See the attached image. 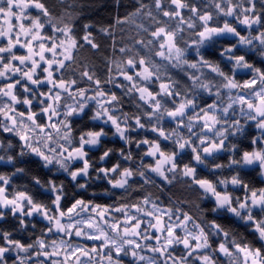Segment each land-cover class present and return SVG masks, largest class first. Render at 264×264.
<instances>
[{"label": "snow or ice", "instance_id": "6c2138e0", "mask_svg": "<svg viewBox=\"0 0 264 264\" xmlns=\"http://www.w3.org/2000/svg\"><path fill=\"white\" fill-rule=\"evenodd\" d=\"M165 2L166 0H154L155 8L165 17H180L176 30H169L165 26H160L150 32L151 40L147 42L143 39L137 40L132 48L120 47L119 52L125 54L126 59L118 65L115 75L109 69L108 77L101 80L96 77L95 73H89L85 70L81 76L87 77L95 87L90 85L88 88H75L73 90L77 84L76 80H65L63 75H56L61 69L71 67V64L66 65V61H74L70 48H77L78 41L72 32L71 25L64 24L63 27H60L52 24L50 12L41 0H0V19L8 24L7 30L0 26V38L7 41L0 43V78L5 81L0 84V115L10 121L8 124H0V127L6 132L18 135L19 139L23 141V147L36 155L43 162V167L58 166V170L66 173L71 181L75 182L77 188L85 189L87 184L81 183L78 177L89 176V169L96 163L91 159L90 152L102 145V138L106 137L108 133L100 128L99 130H82L78 136H74V121L70 117L85 114L89 102L94 101V114L90 119L100 121L105 125L110 123L115 129L114 135H118L125 144L133 143L132 137L128 133L140 129L150 130L157 137L135 141L137 149L147 146L143 151V156L150 157L154 161V163H144L142 160L141 164L145 170L121 167L119 162L111 167H98L96 169L98 173L103 174V178L112 188L127 191V188L131 187L129 178L134 175L139 176L143 184L155 183V180L146 174L147 172L156 174L167 185L174 186L175 182L180 181L187 184L189 188L194 185L198 186L203 191L204 198H207L208 194L214 198L213 212L225 209L228 213L245 222L259 241H264V188H250L239 173L230 178H219L217 184L198 176L196 167L191 163L181 165L177 159L186 150H190L192 160L198 165L207 167L206 157L214 156L215 153L221 151L235 152L236 145L233 144L231 148H227L225 141L229 136L243 133L245 125L241 124L239 119H232L230 110L234 115L236 111L233 107L234 104L240 105L239 111L245 121H254L258 129L264 130V73H261L258 78L259 90L244 92L243 95L238 94L233 97L232 89H239L240 91L254 89L257 78L253 77L251 80L241 83L234 79V71L233 75L225 73L218 64L207 60L199 51L206 42H212L215 37L224 34L238 37V43L241 45L252 44L253 39L259 40L260 44L264 45V32L256 37H244L228 21H225L222 27L218 24H212L210 23L213 20L211 13H201L197 7L192 6L190 11L195 15V19L201 22L202 30L196 33L199 39L194 41L197 56L200 59L196 63H191L185 59L187 49L179 47L176 41L177 32L183 31L181 27L183 24L186 23L190 29L196 26L191 17L186 21L181 15V10L189 8V5L185 0H170L169 7L165 8ZM228 3L230 4L231 0H228ZM29 4L39 9L43 16L49 17V20L43 21L41 16L33 17L30 13L25 12L24 9ZM171 5H174L175 8H172ZM143 7L145 6L141 4L137 13L141 12ZM215 7L225 16L234 14L232 7L224 9L219 3L215 4ZM245 11L254 13L255 6L245 9ZM148 15H151V12ZM22 19L28 20L29 23L25 25L24 23L16 24L13 22V20L21 21ZM237 19L240 23L251 27L252 24L259 23L261 18L260 16L252 18L244 15L242 19L237 16ZM120 22L117 18V23ZM46 24H50L53 30L60 35L52 36L42 33L41 30ZM88 27L89 25L86 24L85 28ZM21 36L25 37L23 41ZM90 36V33L85 32L83 40L93 49L98 48ZM33 41H38V43L33 45ZM184 43L187 44L188 42L185 41ZM66 44L69 47H65ZM136 44L140 48H135ZM17 46L20 49H27V53L14 51ZM234 47L224 48L220 53L227 60L234 61L233 70L244 68L258 72V69L247 62L244 55L236 54ZM133 49H135L134 54L127 55L133 52ZM140 49H148L150 54L159 56L169 63L174 60L175 63H172V67L186 65L197 72H200L202 68L210 69L211 72L216 73L221 78L219 82L213 80L205 82L201 79L202 72L200 75L186 72L185 75H188V78L194 82V87L202 88L210 96H215L218 99L221 98L222 89H228L229 102L226 106L216 102L207 104L206 107L197 105L194 98H188L179 90L177 87L179 81L173 80L171 77H168L167 80L161 79V68L166 70L167 65L157 64L149 56L142 55ZM14 61H19V64H14ZM13 76L16 78L13 79ZM120 76L128 82L127 85L117 82ZM157 82L160 91L150 90L149 86L155 85ZM104 84H113L117 88H122L126 94L138 93L139 100L152 110L151 112L144 111L143 116L147 117L148 120L155 118V126L149 127L142 122L140 115L133 114L130 116L128 113L116 115L119 110L120 97L102 87ZM21 90L27 95L22 96ZM89 91L93 95H88ZM65 93L67 96L64 95ZM37 94L43 97L39 101L44 105L40 112L33 110V101L30 98ZM161 96L169 97L174 107H168L166 103L158 99ZM178 96L181 98L179 103L175 99ZM4 97H7L8 100H4ZM69 98H71L72 103L67 102ZM62 99L65 101L63 105L60 103ZM16 104L27 106L26 111L17 110ZM42 114L47 116V123L38 119ZM165 116L171 119L176 125L175 128L166 129L162 126L161 121ZM180 128L187 129L191 135H182L179 132ZM194 129L197 130L193 131ZM162 141H170L174 145V149L165 150L162 147ZM251 143L253 145L264 144V131L261 132V136L253 138ZM112 153L113 149H104L98 158L99 162H106ZM23 154L22 151L21 155ZM120 155L126 161L132 158V153L125 154L123 149L120 150ZM3 159L4 157H0V160ZM7 159L9 162L12 161L11 156ZM77 162L79 163L77 164ZM257 163L260 169H264V147L243 151L239 159H232L231 161V165L238 167L252 166ZM73 164H77V166L73 167ZM223 167L220 164L215 165L216 169ZM16 172L22 173L24 169L18 167ZM33 179L36 185L45 188L39 179L35 177ZM9 184L10 177L0 175V209L7 210H0V220H3L9 212L13 216L18 213L22 217L39 215L49 222V232L55 230V232L63 233L65 236L75 235L87 240L101 241L100 248H109L103 256L110 264H121L119 259H114L113 252L115 257H120L123 254L124 256L131 255L133 258L138 257L140 261L145 259V257L138 255L136 249L140 248L141 245L133 237L144 240L156 239L158 242L160 240L159 236H150L147 229L141 228L143 221L139 216L131 213L132 207L136 209L137 213L152 217V220L148 221V228L164 233L165 243H158L157 247L150 248L152 252L160 253L163 257V264H168L170 260L172 264H178L176 257L172 255L171 251H168V248L181 244L186 252L180 256L179 264H189V257H192L198 264H220L216 259L217 253L226 257L228 264H264V244L255 248L247 243H238L235 239L229 240L231 233L216 222H211L206 231L189 213L182 212L180 209H176V211L182 212V218L181 215H177L175 220H173V212L161 210L155 204H153L154 211H148L142 206V204L150 203L147 198L135 205H122L110 209L82 198H74L70 206L65 207L61 204L65 198L63 185H57L50 180L45 191L54 194V199L51 202L54 207H52L36 200L31 193L26 191L9 192ZM229 184L244 190L243 199L233 197L232 193L227 190ZM219 185L224 186L223 191L218 190ZM254 209H259L258 215L254 214ZM111 212H121L123 220L112 216ZM156 213L160 214L157 215ZM165 215H167V220H163ZM19 223L22 226H27L24 219H21ZM176 228L181 229L184 234L181 236L175 232ZM209 235H222L224 239L218 242L216 248H213L209 243ZM0 242H2L0 243V264H6V253L12 250H17L18 253H29V250L36 245L43 249L42 252L37 253L38 256L59 255L55 249L53 252L47 251L48 245L45 239H38L35 244L25 245L19 240L13 239L10 232L0 231ZM52 243L55 244L56 241H52ZM59 243L62 248L66 246L65 241ZM67 247H70L71 251H65L66 257L76 256L77 252L89 257L93 253L101 255L97 247L91 249L79 246ZM17 258L19 264H24V258L19 257V255ZM51 264H63V262L52 260ZM77 264H89V262H81L77 257ZM148 264H153V261L149 259Z\"/></svg>", "mask_w": 264, "mask_h": 264}, {"label": "trees", "instance_id": "16d2710c", "mask_svg": "<svg viewBox=\"0 0 264 264\" xmlns=\"http://www.w3.org/2000/svg\"><path fill=\"white\" fill-rule=\"evenodd\" d=\"M48 8L52 24L63 27L64 24H70L72 27V32L78 41L77 48H70V51L74 57V61H66L67 64H71L70 68L61 69L56 75H63L65 80L74 79L77 81L75 88H88L95 87L94 84L87 79V77L81 76V73L87 70L89 73H95L96 77L101 80H105L109 75V69L112 70V74H116L118 65L126 59L125 54L119 52L120 47L132 48L137 40L143 39L145 42L151 40V31H154L157 27L165 26L169 30H176V25L180 20V17L170 18L165 17L160 13L154 5V0H41ZM189 5V8L181 10V15L187 21L189 17L192 18L194 28H188L187 24H183L181 27L183 31L177 32L176 41L179 47L186 48L185 59L191 63H196L200 57L197 56L196 45L194 41L198 40L199 37L196 35L197 32L201 31V22L195 19V15L190 11V7L195 6L199 12L211 13L213 20L210 22L212 24H218L223 26L225 21L231 23L236 30L244 37H256L259 36L261 32H264V0H185ZM219 3L221 8L227 9L228 7L233 8V15L225 16L221 11H219L215 4ZM141 4L143 7L142 11L137 13L140 9ZM170 5V0H166L164 7L167 8ZM255 6V12L245 11V9H250ZM175 8L174 5H171ZM19 11V10H17ZM25 12L30 13L33 17L41 16L43 21H48L49 17L43 16L39 9H36L33 5L24 9ZM151 12V15L148 13ZM244 15L255 18V16H260V22L252 24L248 27L239 22L237 16L241 19ZM155 17V19H153ZM117 18L121 21L117 23ZM13 19V18H12ZM14 23L19 24L20 22L14 21ZM159 22V23H158ZM25 25L29 23L28 20H23ZM89 25L85 28V25ZM18 30V29H14ZM42 33L50 34L52 36H59L60 34L53 30L50 24H46L44 29L41 30ZM85 32L91 34L90 38L98 45V48L93 49L91 45L87 44L83 40ZM3 39V38H2ZM25 37L21 36L23 41ZM188 43L185 44L184 42ZM5 39L0 40V43H6ZM38 41H35V45ZM82 45V47H80ZM69 47V45H65ZM234 47V51L237 55H244L248 63L258 69V72H253L249 70V74H234V78L237 81L243 83L247 81L248 78H257V84L254 86L259 89V75L264 73V45H261L259 40L253 39L252 44L241 47L238 43V37L235 38L230 34L221 35L215 37L212 42H206L203 47L199 49L200 53L207 60L212 61L219 65L222 71L233 75V63L234 61H229L226 57L220 55L221 51L227 47ZM151 47V46H149ZM135 48H140L138 44ZM20 53H27V49H17ZM133 52L127 55L134 54ZM142 55L149 56L151 60L160 65H167L166 70L161 68V79L167 80L171 77L173 80L179 81L177 87L179 90L186 95L188 98H194L195 103L201 107H206L207 104L216 102L217 104L226 106L229 102L228 95L225 89H222L221 98L218 99L215 96H210L207 91L202 88L194 87L193 81L188 78L189 74L200 75L202 80L207 82L208 80H213L219 82L221 78L216 75V73L211 72L208 68H202L200 72L195 69H190L186 65L179 67H172V63L163 60L159 56L150 54L148 49H140ZM50 55V54H48ZM38 59V57H35ZM14 64H19V61H14ZM55 67V65H54ZM46 76V74H44ZM16 77L13 76V79ZM5 81L0 78V84ZM117 82L127 85L128 82L123 80V77H118ZM50 87V86H46ZM106 90L111 93H115L120 97V102L118 105V111L116 115L121 113H128L130 116L133 114L140 115L142 122L146 123L149 127L155 126V118L148 120L147 117L143 116L144 111L151 112L152 110L148 108L143 101L139 100L138 93L126 94L125 90L122 88H117L113 84L102 85ZM150 90L154 92H159L158 82L155 85H150ZM248 92L252 91L247 89ZM238 92H242L238 90ZM243 90V94H244ZM21 94L23 93L21 90ZM67 96V94H64ZM88 95H93L91 91ZM237 93H233L232 96L235 97ZM33 101V110L40 112L43 108V104L39 103L43 97L36 96L30 97ZM168 107H174L171 104L170 98L167 96L158 97ZM179 103L181 98L175 97ZM4 100H8L4 97ZM51 103V101H48ZM68 103H72L71 98L67 100ZM61 105L65 103L62 99L60 101ZM116 103V102H112ZM140 105V107H137ZM16 109L19 111H26V107L23 104H16ZM95 102L90 101L89 107L86 108L85 114L81 116L70 117L74 121V136H78L82 130L95 129L99 130L103 128L108 135L102 138V145L97 146L90 152V157L96 163L92 168L89 169L88 177H78L81 183H86L87 187L85 189H79L75 186V182L71 181V178L64 173L62 170H58V166H49L48 168L43 167V162L34 155L29 149L23 147V141L19 139V136L12 133L6 132L0 127V157H4L0 160V175H7L10 177V184L8 186V191H26L31 193L32 196L45 204L52 207V200L54 199V194L45 191L48 187V181H53L57 185L62 184L65 189V198L61 201V204L65 207L70 206L74 198H82L90 201L93 204H98L105 206L106 208L120 207L122 205H135L138 202H142L147 198L150 203L143 205L148 211H153V204L157 205L161 210L171 211L174 213L173 219L177 215H181L182 212L189 213L197 223L201 224L208 230L211 222H216L223 226L226 230L231 233L229 240L235 239L238 243H247L252 247L259 248L264 241H259L255 234L248 228L245 222L239 220L231 213H228L225 209H220L213 212L212 209L215 207V201H213L209 196L204 198L203 191L199 189L198 186H192L189 188L187 184L177 181L175 185L165 184L156 174L147 172L146 174L155 180L153 184H143L139 176L134 175L129 178V185L131 187L125 189L112 188L107 180L103 178L102 173L97 172L98 167H111L115 163L119 162L121 167H129L131 169L145 170L142 167L141 161L144 163H154L152 158L143 156V151L147 146H142V148L137 149L135 146V141L143 138L154 139L157 138L155 133L150 130L140 129L135 132H129L128 135L132 137V144H125L124 141L120 140L118 135H114L115 129L110 125L102 124L100 121H92L90 117L94 114ZM7 112V110L5 109ZM11 114V113H9ZM38 119L43 120L47 123V116L42 114ZM8 121L3 115H0V124H8ZM131 123V121H130ZM161 124L166 129L175 128L176 125L167 116L161 121ZM244 124V120L241 121ZM194 129L193 131H196ZM179 132L182 135H191L187 132V129L180 128ZM258 135L255 130V125L251 124L244 127L243 133H237L234 136H229L225 141V146L231 148V145H236V151H223V153H215L214 156L206 157L207 167L204 165H198L191 158L190 150H186L184 153L178 157V161L183 165L184 163H191L197 169V175L200 177L207 178L218 184L219 178H230L232 175L239 173L241 178L245 183L249 185L250 188L261 189L264 188V174L262 173L260 167L244 169L236 165H231L232 159H239L243 151H251L255 147H261V144L253 145L251 143L253 138ZM162 147L165 150H173L174 145L170 141H162ZM106 148L113 149V153L106 160V162H99V156ZM123 149L125 154L128 152L132 153V158L130 160H124L120 155V150ZM23 151V155L21 152ZM12 157V161H8V157ZM79 162H77L78 164ZM77 164H73L76 167ZM223 165V168L216 169L215 165ZM231 165V166H229ZM23 168L24 172L17 173L16 168ZM115 175V174H112ZM37 178L45 185V188H41L36 185L33 178ZM218 186V190L223 191L224 188ZM227 190L232 193L233 197H240L243 199L244 190L238 186L228 185ZM176 209L182 210V212H177ZM2 211H7L6 209H0ZM132 214L140 217L143 221L141 228L147 229L150 236H159L156 231L148 228V221L152 220V217L144 216L141 213H137L136 209L132 207L130 209ZM107 214V213H106ZM114 217H118L123 220V214L121 212H111ZM254 214H259V209H254ZM86 215V214H85ZM167 218V215L163 217V220ZM24 219L27 226H22L19 221ZM154 222V221H153ZM134 223V221H133ZM33 225H35L33 227ZM50 227L49 222L43 219L39 215H33L32 217H22L18 213L13 216L10 212L5 216L3 220H0V231H8L12 234V238L19 240L22 244H35L38 239H45L47 242V251L53 252L55 249L59 255H53L52 257H46L44 255H37L38 252H42L43 249L39 245L34 246L29 250V253H18L17 250H12L6 253V264H19V257L24 258V264H51L52 260L62 261L63 264H75L77 257L82 258V261H87L89 264H110V262L104 258L103 254L108 252V247L100 248L99 245L101 241H92L84 239L80 236H65L63 233L49 232ZM179 233V232H178ZM164 236V233L162 234ZM137 239V242L141 245L140 248L136 249L139 256L145 257L143 261L137 258H133L131 255L124 256L121 254L120 257H115L114 259H119L121 264H148V259L153 261V264H163V257L160 253H154L150 250L151 247H157L153 240H144L142 238ZM223 236L209 235V243L213 248L218 246V242L223 240ZM52 241H56L55 244ZM60 241H65L66 246L61 247ZM2 243V242H0ZM162 244V243H161ZM81 247L91 249L92 247H97L101 255H96L93 253L90 257L77 252L76 256H65V251H71L70 247ZM231 246V245H229ZM130 247V246H129ZM168 251H171L172 255L176 257L179 264V258L181 255L185 254L186 250L183 245H175L174 247H169ZM207 251V250H204ZM189 264H198L192 257H189ZM216 259L220 264H228L226 257L217 253ZM107 261V262H106ZM168 264H172L171 260Z\"/></svg>", "mask_w": 264, "mask_h": 264}, {"label": "rangeland", "instance_id": "374dc122", "mask_svg": "<svg viewBox=\"0 0 264 264\" xmlns=\"http://www.w3.org/2000/svg\"><path fill=\"white\" fill-rule=\"evenodd\" d=\"M6 19H9V20H12V18H6ZM18 22H22V20L21 21H18ZM0 26H2L5 30H7V28H8V24L7 23H5L4 22V20L3 19H0ZM228 36H230V34H227ZM235 38H237V37H235ZM239 39V38H238ZM0 40H3L2 38H0ZM33 43V45H35V41H33L32 42ZM240 46L241 47H244V46H246V45H241L240 44ZM65 47H67V46H65ZM249 70L250 69H244V68H239V69H235V70H232V72L234 71V74H249L250 72H249ZM235 79V78H234ZM247 80H251L250 78H248ZM260 87V86H259ZM238 90L239 89H232L231 90V94H233V93H237V95L239 94V95H243V91L242 92H238ZM249 90H252L253 91V89H249ZM255 90H259L258 88H255ZM225 91L227 92V95H228V89H225ZM244 91L245 92H248V90L247 89H244ZM252 91H250V92H252ZM233 107L235 108V113H234V115L232 114V110H230V115H232V119H239L240 120V122L241 121H243L244 119L241 117V114H240V111H239V109H240V105L237 103V104H234L233 105ZM225 119H227V117H225ZM251 124H254L255 125V122L254 121H245L244 120V125L245 126H248V125H251ZM255 130L257 131V133H258V135H257V137H259V136H261V132L262 131H264V130H261V129H258L256 126H255ZM261 147H264V144H261ZM255 148H257V147H255ZM221 153H223V151H221ZM256 167H259V165H258V163L257 164H255V165H252V166H244L243 168H245V169H249V168H256ZM261 171H262V173L264 174V169H261ZM220 187H222V188H224V186L223 185H221ZM208 196L213 200V201H215L214 200V198H212L211 196H210V194H208ZM154 211V210H153ZM157 215H159L160 213H156ZM164 217V216H163ZM165 220H167V218L165 219ZM173 220H175V218L173 219ZM175 232H179V234L182 236L184 233L181 231V229H179V228H176L175 229ZM157 234L159 235V237H160V240H159V242L155 239V240H153L156 244H163V243H165V241H164V236H162V232H157ZM133 238H136V237H133ZM249 259H251V258H249ZM79 260L81 261V262H84V261H82V258H79ZM148 261H149V259H148ZM107 262V261H106ZM75 264H77V260L75 261Z\"/></svg>", "mask_w": 264, "mask_h": 264}]
</instances>
